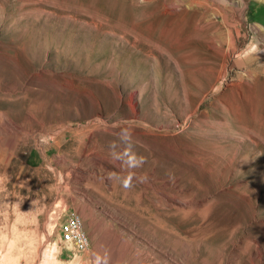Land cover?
I'll return each mask as SVG.
<instances>
[{
    "label": "rangeland",
    "instance_id": "1",
    "mask_svg": "<svg viewBox=\"0 0 264 264\" xmlns=\"http://www.w3.org/2000/svg\"><path fill=\"white\" fill-rule=\"evenodd\" d=\"M0 264H264V0H0Z\"/></svg>",
    "mask_w": 264,
    "mask_h": 264
},
{
    "label": "built area",
    "instance_id": "2",
    "mask_svg": "<svg viewBox=\"0 0 264 264\" xmlns=\"http://www.w3.org/2000/svg\"><path fill=\"white\" fill-rule=\"evenodd\" d=\"M84 226L78 213L66 212L59 226L60 241L73 245L77 251H85L89 246V239Z\"/></svg>",
    "mask_w": 264,
    "mask_h": 264
},
{
    "label": "bare ground",
    "instance_id": "3",
    "mask_svg": "<svg viewBox=\"0 0 264 264\" xmlns=\"http://www.w3.org/2000/svg\"><path fill=\"white\" fill-rule=\"evenodd\" d=\"M218 10V9H217ZM218 12V11H217ZM219 12H221L220 10H219ZM224 21V20H223ZM223 35H224V33H223ZM226 35V34H225ZM219 43V42H218ZM224 44V42H222V45Z\"/></svg>",
    "mask_w": 264,
    "mask_h": 264
},
{
    "label": "clouds",
    "instance_id": "4",
    "mask_svg": "<svg viewBox=\"0 0 264 264\" xmlns=\"http://www.w3.org/2000/svg\"><path fill=\"white\" fill-rule=\"evenodd\" d=\"M125 187H127V182H125Z\"/></svg>",
    "mask_w": 264,
    "mask_h": 264
}]
</instances>
